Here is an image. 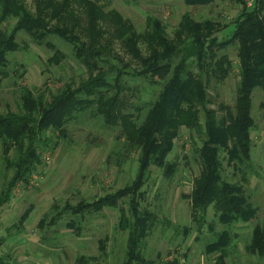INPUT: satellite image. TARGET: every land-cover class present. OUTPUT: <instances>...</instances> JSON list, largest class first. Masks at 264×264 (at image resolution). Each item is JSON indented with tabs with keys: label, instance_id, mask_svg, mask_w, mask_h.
Here are the masks:
<instances>
[{
	"label": "trees",
	"instance_id": "16d2710c",
	"mask_svg": "<svg viewBox=\"0 0 264 264\" xmlns=\"http://www.w3.org/2000/svg\"><path fill=\"white\" fill-rule=\"evenodd\" d=\"M182 1L186 6H205L219 0ZM220 1H231L241 7L231 23L220 27L218 22H198L186 14L171 39L160 19L148 18L147 29L141 33L118 12H105L98 1H77V12L72 5L75 0H34L35 16L24 0H0V23L11 18L18 20L9 38L6 40L5 35L0 38V77L9 78L8 57L20 49L17 37L22 32L36 44H46L55 50L49 63L59 66L64 57L48 41L50 36H56L75 47V56L87 71H97L78 86L65 84L56 92L36 94L24 87L20 112L0 114V145L7 171L12 174L0 192V209L10 202L17 186L31 185L43 164L44 154L56 150L59 137L67 136V126L77 115L92 110L108 127L119 130L128 153L137 156L136 179L132 187L94 203L82 201L64 210L83 218L91 210L115 209L120 200L132 195L130 211L134 220L126 224L130 233L123 264H152L145 259L142 248L156 216L141 212L134 196L146 183L152 166L162 169L167 177L176 173L177 163L169 162L168 158L183 128L202 133L205 127L203 146L198 151L201 171L189 195L192 210L205 215L213 207L227 229L235 224L251 223L257 208L242 185L224 179L221 153L234 166H247L252 159V132L256 126L253 94L256 89L264 91V0H253L251 4L245 0ZM80 12L86 17L85 23L77 14ZM52 22L57 26H52ZM229 29V37H219ZM114 42H119L139 64L131 77L151 83L159 92L147 104L142 119L125 111L123 75L128 73L109 56ZM141 43L145 44L148 57L143 56ZM230 46H237L240 66L237 97L233 109L221 106L225 114L218 118L217 112L208 107L211 103L208 83L211 77L224 82L231 74L232 61L220 54ZM201 114L205 118L204 127ZM48 133L56 135L57 141L51 140ZM59 215L62 217V213ZM26 218L27 214L22 222ZM77 225L72 223L69 227L78 231L81 227ZM227 229L207 246L209 254H217L215 264H228L232 233ZM100 250L104 253V242L100 243ZM247 251L264 259V228L260 225L253 228ZM95 261L96 258L81 256L75 264Z\"/></svg>",
	"mask_w": 264,
	"mask_h": 264
},
{
	"label": "rangeland",
	"instance_id": "374dc122",
	"mask_svg": "<svg viewBox=\"0 0 264 264\" xmlns=\"http://www.w3.org/2000/svg\"><path fill=\"white\" fill-rule=\"evenodd\" d=\"M77 1L72 5L79 12ZM93 1H98L105 12H118L141 33L147 29L148 18H158L171 39L186 14L198 22L211 20L223 27L241 11L239 5L220 0L205 6H186L182 0ZM245 1L250 4L253 0ZM24 2L36 16L34 0ZM77 14L85 23L84 13ZM17 23L18 20L13 18L0 23V38L5 35L7 40ZM52 26H57L56 22H52ZM229 32L230 29L219 37H229ZM106 37L109 39L110 34ZM48 41L64 55L59 66L49 63L55 50L46 44H36L25 32L18 33L20 49L8 57L9 78L0 77V114L20 112L24 87L36 94L47 90L56 92L65 84L78 86L91 74H97V71H87L78 61L73 45L56 36H50ZM139 46L143 56L148 57L145 44ZM112 50L109 56L128 73L123 75L126 81L123 85L125 111L142 119L147 104L156 99L159 92L151 83L131 77L138 71L139 64L119 42H114ZM220 54L227 55L233 67L224 82L215 77L209 79L211 103L208 107L217 112L218 118L225 114L220 110L221 106L234 107L240 72L237 46H230ZM252 114L256 126L252 132L251 162L247 166H234L228 164L225 153H221V157L224 179L242 185L257 208L256 218L251 223H239L227 229L220 223L213 207L205 215L203 212L195 214L192 210L189 195L201 171L198 151L205 139V118L201 114L202 133L183 128L175 141L168 161L177 163L176 173L167 177L162 169L152 166L146 183L134 196L141 212L156 216L142 248L147 261L152 264H215L217 254H209L207 246L227 229L232 233L228 264H264V259L247 251L253 228L257 225L264 228V91L261 89H256L253 94ZM77 116L67 126V136L59 137L60 145L56 150L44 154L43 164L35 174V183L17 186L10 202L0 209L2 264H75L81 256L96 258L91 264L125 262L130 233L126 224L134 220L130 211L132 195L120 200L115 209L91 210L85 212L83 218L64 209L82 201L94 203L132 187L137 174V156L128 153L119 130L108 127L95 112L88 110ZM48 136L57 141L56 135L48 133ZM11 177L0 145V192ZM25 214L27 218L22 222ZM72 223H77L80 230L69 227ZM101 242L105 243L104 253L100 250Z\"/></svg>",
	"mask_w": 264,
	"mask_h": 264
},
{
	"label": "built area",
	"instance_id": "2783aa9c",
	"mask_svg": "<svg viewBox=\"0 0 264 264\" xmlns=\"http://www.w3.org/2000/svg\"><path fill=\"white\" fill-rule=\"evenodd\" d=\"M250 4H251V3H250ZM47 159L49 160V158H47ZM36 180H37V177L34 176L33 179H32V181H31V185L34 184Z\"/></svg>",
	"mask_w": 264,
	"mask_h": 264
}]
</instances>
